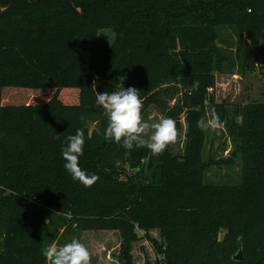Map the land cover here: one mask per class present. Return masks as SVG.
Here are the masks:
<instances>
[{"label":"trees","instance_id":"trees-1","mask_svg":"<svg viewBox=\"0 0 264 264\" xmlns=\"http://www.w3.org/2000/svg\"><path fill=\"white\" fill-rule=\"evenodd\" d=\"M196 1L0 0V264L46 263L45 209L68 215L77 229H118L121 264H139L131 254L132 243L140 238L134 224L156 253L155 262L141 264H264V102L233 105L230 112L208 93L215 86L208 67L210 30L217 23H175L160 35L155 27L142 30L126 22L110 49L89 46L91 30L113 18L134 17L142 25H156L164 9L178 18ZM201 1L202 16L231 20L243 71L258 58L255 47L263 49L264 0ZM171 62L181 69L166 68ZM167 77L177 79L182 92L180 97L174 92L178 98L168 117L176 122L186 109L183 153L171 154L167 147L153 156L146 148L128 151L105 141L107 119L97 93L113 91L121 81L144 96ZM194 83L198 87L193 88ZM147 97L144 107L150 101L163 103L157 94ZM204 108L225 124L232 144L226 159L202 160L205 130L198 122ZM93 122L98 125L90 129ZM77 129L85 134L80 167L99 177L90 187L64 168V142ZM120 151L130 152L136 166L128 175L138 182L121 189L123 208L87 212L88 203L105 202L101 196L112 191L116 170L107 164L109 155ZM236 161L241 167L238 184L204 179L210 165ZM145 168L151 178L147 181L138 175ZM58 190L64 197L55 202ZM8 197L20 198L26 211L15 210L6 225ZM239 237L240 261L232 258Z\"/></svg>","mask_w":264,"mask_h":264},{"label":"rangeland","instance_id":"rangeland-1","mask_svg":"<svg viewBox=\"0 0 264 264\" xmlns=\"http://www.w3.org/2000/svg\"><path fill=\"white\" fill-rule=\"evenodd\" d=\"M178 1V0H176ZM205 2L197 0L192 5H186V8L182 10L183 15L176 18L171 15L165 14L164 9L159 21L156 25H142L135 21L134 17H128L125 19L113 18V20L105 25L95 27L91 30L88 37L89 46L93 45L101 47L102 49H110L117 40V35L120 29V25L126 22L133 23L137 29H146L155 27L156 32L162 35L165 31L171 28L175 23H188V22H200L208 21L212 24L217 23L214 28H211V52L209 56V69H212L215 77V86L213 89L208 88V93L213 94L214 100L217 103H224L227 105L231 112L233 105H241L252 102H264V43L263 49L259 50V47H255L257 50L256 55L258 58L251 61L249 65L243 71L240 70L236 53V40L237 34L232 29V23L230 19H225L222 15H212L206 13L202 16L203 5ZM227 20V21H225ZM242 28V27H241ZM220 48V50H218ZM101 53V50H97ZM220 54V55H219ZM223 55L227 58L224 63ZM88 54H86V57ZM166 68L170 67L175 69H181L178 62H171L165 64ZM177 74V73H176ZM118 84H123L119 81ZM175 87V88H174ZM180 85L177 79L173 81L170 77L162 79L155 83L154 87L143 96L144 102L148 98V95L157 94L163 101L162 105L158 101H150L143 109V116L149 123L158 122L161 117H168L169 110L173 108L178 96H181ZM137 88V87H136ZM142 89V88H141ZM178 91V96L174 92ZM179 104V103H178ZM97 106V105H96ZM200 110V108H197ZM201 121L206 122L211 117L206 112ZM176 122L179 124L177 128V138L174 143L168 145V149L171 154H182L184 147L187 143V121H186V109L177 115ZM97 123H89L90 129L97 127ZM205 130V141L202 151V160L207 161L209 158L214 160L226 159L230 157L231 140L226 131L223 120L219 121V125L216 128L203 127ZM133 158L130 152H118V154L109 155L108 166L110 170H116L113 175V179L110 181L112 191L101 196L105 202H96L95 200L85 206L87 212H96L99 209L108 211V208L112 206L115 209L123 208L121 198V189L127 186L128 183L138 182V179L134 181V178L129 176V170L132 166H136L133 162ZM147 162V159L141 160L139 164L143 167V162ZM240 163L236 161L233 165L220 164L210 165L205 169L204 179L212 183H228L238 184L240 181ZM142 178L150 180V173L145 168L140 170L139 174ZM55 192L54 198L57 193ZM20 197V196H19ZM100 198V197H99ZM10 199V201H8ZM17 198H7V202L4 207V217L6 225L12 222V215L15 210L25 208L19 203ZM92 204H95L96 209H93ZM123 205V206H122ZM118 210H112V213H116ZM68 215L53 211L51 209L44 210L43 221V239L45 249L50 244H56L62 246L66 242H69L73 238L79 239L90 252V264H121L120 261V247H121V235L118 229H77L75 224L70 223ZM2 227V226H1ZM0 227V233L2 229ZM134 230L140 238L132 243V257L134 263H143L144 260H151L155 262L156 253L154 252L152 245L144 238L143 231L134 224ZM155 238H158L156 231L151 232ZM219 239L222 238L223 232L220 233ZM241 245V238L237 239ZM237 252V250H236ZM235 252V253H236ZM234 253V254H235ZM233 254V255H234ZM243 255V253H242ZM45 264H49L46 260Z\"/></svg>","mask_w":264,"mask_h":264},{"label":"clouds","instance_id":"clouds-1","mask_svg":"<svg viewBox=\"0 0 264 264\" xmlns=\"http://www.w3.org/2000/svg\"><path fill=\"white\" fill-rule=\"evenodd\" d=\"M198 87L197 83L193 88ZM96 102L104 110L107 125L103 137L107 142L120 144L124 149L146 148L153 156L163 154L169 144L177 138L176 122L170 117H161L158 122L149 123L144 119V98L140 90L121 84L110 92L97 93ZM219 116L211 113V118L199 121L202 127L216 128ZM85 150V134L77 129L74 134L66 137L62 150L65 161L64 168L74 180L90 187L99 179L80 167V157ZM138 170V169H137ZM49 264H90V252L79 239L73 238L62 246L50 244L44 252Z\"/></svg>","mask_w":264,"mask_h":264},{"label":"water","instance_id":"water-1","mask_svg":"<svg viewBox=\"0 0 264 264\" xmlns=\"http://www.w3.org/2000/svg\"><path fill=\"white\" fill-rule=\"evenodd\" d=\"M64 194L62 192H58L57 196L55 198V202H57L60 198H63ZM234 260H242L243 259V255H242V250H241V245L240 242L238 241V250L237 252L233 255L232 257Z\"/></svg>","mask_w":264,"mask_h":264}]
</instances>
